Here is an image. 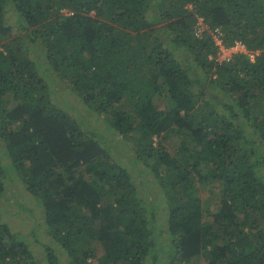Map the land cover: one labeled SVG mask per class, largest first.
Returning a JSON list of instances; mask_svg holds the SVG:
<instances>
[{
  "label": "trees",
  "instance_id": "trees-1",
  "mask_svg": "<svg viewBox=\"0 0 264 264\" xmlns=\"http://www.w3.org/2000/svg\"><path fill=\"white\" fill-rule=\"evenodd\" d=\"M217 29L249 53L219 61ZM1 145L0 193L17 176L66 257L39 258L0 210V264H264V0H0ZM214 181L212 214L196 185Z\"/></svg>",
  "mask_w": 264,
  "mask_h": 264
},
{
  "label": "rangeland",
  "instance_id": "rangeland-1",
  "mask_svg": "<svg viewBox=\"0 0 264 264\" xmlns=\"http://www.w3.org/2000/svg\"><path fill=\"white\" fill-rule=\"evenodd\" d=\"M201 17L198 18V21ZM14 19V18H13ZM198 24V22H197ZM25 35V30L20 29L19 27L14 28L12 33V39ZM59 85V84H58ZM62 86L57 88L65 98L67 102L70 103V106H66V110L71 111L74 104L79 108H82L81 114L75 112V116H78L82 119L81 115H87L91 118V125L98 130L105 129V134H111L108 129V121L105 120L104 116L98 115L93 111L88 110L82 102H78V99L74 94H71L69 90H63ZM10 94V98H12ZM59 99V98H57ZM15 104L16 101L12 100ZM11 104V103H10ZM60 105L63 107V102H60ZM72 112V111H71ZM110 136V135H109ZM114 136V135H112ZM116 147L112 148L111 154L120 161L124 167H126L134 177V182L137 185L143 184L147 186L152 183V176L149 173V168L146 166L144 161L137 160V153L134 151L132 140L126 138L122 141H117L119 136L115 134ZM110 143L114 141H109ZM115 143V142H114ZM179 141L172 140L170 141L169 146L175 148L179 145ZM1 152L5 155H9L10 151L4 145L0 147ZM145 180V181H142ZM146 182L148 184H146ZM154 187V184L149 185ZM152 189V188H150ZM196 190L199 192V195L203 197L204 202L210 212L216 213L221 208V199L223 195V183L219 181H214L207 185H196ZM156 195V194H155ZM0 210L4 220L11 226V228L16 232L21 234L24 239L30 244L34 252L39 258H44L46 255L45 247L46 245H51L57 249V253L61 255L62 259H65L66 255L62 254L63 251L56 241L49 234L48 229L44 223V214L41 205L35 200L27 191V186L17 178V176L10 180L7 185V188L4 192L0 193ZM205 220L211 221L212 216L206 217ZM94 246H98L96 253L103 251V248L99 243H95ZM190 264H206L204 257H195Z\"/></svg>",
  "mask_w": 264,
  "mask_h": 264
},
{
  "label": "built area",
  "instance_id": "built-area-1",
  "mask_svg": "<svg viewBox=\"0 0 264 264\" xmlns=\"http://www.w3.org/2000/svg\"><path fill=\"white\" fill-rule=\"evenodd\" d=\"M206 29V24L204 19L201 17L197 24V34L202 35ZM213 38L215 40V44L218 47V60L219 61H230L234 59V57L240 53H249L248 48L241 41H236L232 45H227L222 36V32L217 29L212 33ZM255 55L252 54V58L254 59Z\"/></svg>",
  "mask_w": 264,
  "mask_h": 264
}]
</instances>
